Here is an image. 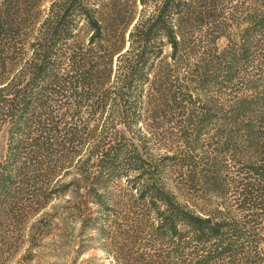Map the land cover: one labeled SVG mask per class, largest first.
<instances>
[{
    "label": "trees",
    "instance_id": "1",
    "mask_svg": "<svg viewBox=\"0 0 264 264\" xmlns=\"http://www.w3.org/2000/svg\"><path fill=\"white\" fill-rule=\"evenodd\" d=\"M90 1L0 0V129L10 137L0 219L42 211L70 187L76 201L103 204L107 180L127 177L131 226L153 249L132 264H264V95L225 111L210 95L242 70L248 27L218 52L227 36L219 0H161L131 28L126 0L103 11ZM148 132L182 150L152 154Z\"/></svg>",
    "mask_w": 264,
    "mask_h": 264
},
{
    "label": "rangeland",
    "instance_id": "2",
    "mask_svg": "<svg viewBox=\"0 0 264 264\" xmlns=\"http://www.w3.org/2000/svg\"><path fill=\"white\" fill-rule=\"evenodd\" d=\"M107 1L94 0V4H98L99 8L103 7V11ZM126 1L130 9L135 11V18L130 28L143 17L154 14L157 4L161 3V0H149L146 4L139 0ZM218 7L223 12L221 21L226 25L225 33H227V36L217 41L218 52L225 50L228 38L235 39L243 28L248 27L247 32L250 33L249 38H251L248 59L238 64L242 69L240 73L231 83L221 87V91L218 87H213L210 92V95L221 104L219 108L225 111L236 98L253 100V96L264 95V61L260 60L264 51V23L260 29H256L258 24L256 22L264 17V0H219ZM75 20L80 27V35H84L85 20L81 16H77ZM129 29L126 31V39ZM196 34L198 39L201 33L196 31ZM127 46L128 42L125 48ZM162 51L166 56L171 53L167 44L163 46ZM185 70L184 67L180 68V72ZM249 81L256 82V94L252 88H249ZM261 107L262 104L259 109ZM164 127L171 130L174 125L171 123ZM143 130L144 126L141 131ZM158 133V136L155 132L146 133L152 154L156 153L154 155L158 156L165 151L164 147L168 148V146L171 151H179L178 142L175 144L171 137L166 140L161 132ZM9 141L8 127L2 126L1 160L6 156ZM134 141L139 143L138 140ZM205 147L206 145L202 146V149L207 150ZM75 172L74 167L64 170L61 173L64 177L60 183L70 180ZM172 180L175 182L171 183ZM165 181L170 186L175 185L176 174L170 172V177ZM105 184L103 204H97L92 199H87L83 203L76 201L70 187L64 195H53L42 211H36L35 206L29 209L25 206L14 217L6 216L0 219V264H132V259H136L138 254L151 255L153 249L147 250L143 245L147 234L140 235L131 226L136 218L134 210L129 209L132 200L128 195L136 193L131 187L132 181L127 180V177H113ZM78 207L81 208L80 213L76 210ZM136 237H140V245L133 242ZM259 246L264 251V242Z\"/></svg>",
    "mask_w": 264,
    "mask_h": 264
}]
</instances>
